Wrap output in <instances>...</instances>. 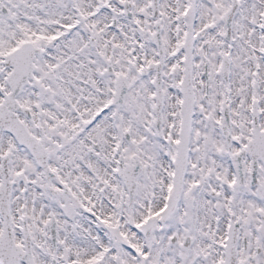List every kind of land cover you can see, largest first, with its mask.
Listing matches in <instances>:
<instances>
[{
    "label": "snow or ice",
    "instance_id": "6c2138e0",
    "mask_svg": "<svg viewBox=\"0 0 264 264\" xmlns=\"http://www.w3.org/2000/svg\"><path fill=\"white\" fill-rule=\"evenodd\" d=\"M0 264H264V0H0Z\"/></svg>",
    "mask_w": 264,
    "mask_h": 264
}]
</instances>
